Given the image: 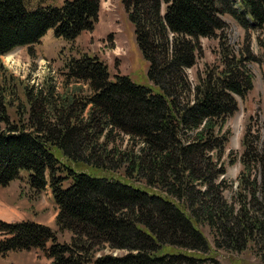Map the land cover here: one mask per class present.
I'll return each mask as SVG.
<instances>
[{"label": "trees", "instance_id": "1", "mask_svg": "<svg viewBox=\"0 0 264 264\" xmlns=\"http://www.w3.org/2000/svg\"><path fill=\"white\" fill-rule=\"evenodd\" d=\"M121 1L152 85L112 80L104 62L84 55L70 62L67 78L90 94L59 98L51 87L40 100L30 95L18 125L8 113L1 57L39 44L50 30L74 42L94 28L101 0L36 10L0 0V186L26 172L34 191L51 188L58 208L56 230L0 221V257L39 249L50 264H203L208 227L217 249L250 248L264 264V138L256 130L244 135L230 203L221 180L229 141L222 127L238 109L236 97L253 89L249 64L264 62V50L257 57L247 43L236 54L224 41L225 17L245 31L263 30L264 0H241L240 8L232 0ZM201 38L220 40L221 65L193 87L187 70ZM62 232L71 233L69 243L58 241ZM105 249L125 254H99Z\"/></svg>", "mask_w": 264, "mask_h": 264}, {"label": "rangeland", "instance_id": "2", "mask_svg": "<svg viewBox=\"0 0 264 264\" xmlns=\"http://www.w3.org/2000/svg\"><path fill=\"white\" fill-rule=\"evenodd\" d=\"M65 0H25L29 10L40 6L60 7ZM240 8L241 0H232ZM229 27L222 37L236 54H240L246 44L257 57L264 50V29L245 31L233 18L226 16ZM201 48L198 52L196 65L187 70L192 86H196L209 70L221 65V48L218 38L200 39ZM88 55L97 57L108 66L111 79L116 75L129 77L138 85H152L148 78L149 64L144 58L137 43L135 28L129 19L121 0H101L98 21L90 31H84L74 42L57 38L50 30L39 44L31 48H17L2 56V66L7 70L8 88L6 98L10 99L8 113L14 124L22 125L28 117L26 105L28 96H40V100L53 87L61 98L62 94L82 92L90 94L89 88L83 83L67 78L68 65L73 59ZM249 69L253 76V89L242 99L236 97L237 111L230 116L222 127V133L229 141L223 156L225 174L221 178L226 187L224 193L228 202L238 192V177L243 169L241 156L242 141L250 127L264 138V62L251 63ZM80 90V91H79ZM40 92V93H39ZM29 93V95H28ZM39 93V94H38ZM42 94V95H40ZM27 95V96H26ZM42 101L36 106L41 109ZM41 112V110H40ZM25 125V124H24ZM23 125V126H24ZM58 208L54 201L51 188L42 192L34 191L28 183V173L21 172L19 179L8 186H0V221L17 223L33 221L51 225L56 230ZM204 236L211 245V251L203 254V264H262L257 253L250 248L243 252L219 250L215 247L214 238L208 227H202ZM4 237L0 235V241ZM70 232L58 234L59 242L69 243ZM50 246V243L48 244ZM123 255L125 252L105 249L99 254ZM43 251H18L0 258V264H50Z\"/></svg>", "mask_w": 264, "mask_h": 264}, {"label": "crops", "instance_id": "3", "mask_svg": "<svg viewBox=\"0 0 264 264\" xmlns=\"http://www.w3.org/2000/svg\"><path fill=\"white\" fill-rule=\"evenodd\" d=\"M36 223H37V222H36ZM40 224H42V223H40ZM44 225H46V224H44ZM49 227H51V225H50ZM9 254H10V253H9ZM9 254H8V255H9ZM8 255H7V256H8ZM7 256H6V257H7ZM6 257H4V258H6ZM0 258H2V257H0Z\"/></svg>", "mask_w": 264, "mask_h": 264}]
</instances>
